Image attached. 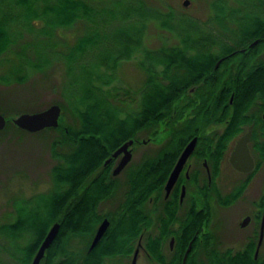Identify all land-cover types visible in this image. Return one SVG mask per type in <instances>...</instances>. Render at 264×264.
Returning a JSON list of instances; mask_svg holds the SVG:
<instances>
[{
    "label": "trees",
    "instance_id": "1",
    "mask_svg": "<svg viewBox=\"0 0 264 264\" xmlns=\"http://www.w3.org/2000/svg\"><path fill=\"white\" fill-rule=\"evenodd\" d=\"M8 1L16 12L0 15V57L16 51L18 61H11L7 75L0 74V83H22L31 68L39 69L42 64L33 55L41 50L38 43L17 47L22 30L50 35L56 28L83 24L86 32L77 38L65 55L68 74L72 76L68 89L76 90H70L65 96L66 103L57 102L65 113L69 112L72 123L64 122L65 113H61L58 127L32 133L49 134L48 151L54 160L50 169L52 187L48 192L24 201L26 205L19 204L13 221L0 223V237L4 235L9 241L8 248L0 242V252H8L10 257V262L0 257V264H31L54 222L59 223L60 230L46 248L40 264H110L118 259H128L138 242L152 262L181 264L191 239L192 247L185 264H264V256L254 258L255 238L242 249H222L217 236L208 229L213 215L212 201L220 206L232 204L242 195L248 181L226 194L214 181L208 186L205 175L195 172L188 180L184 179L186 199L196 200L201 205L200 210L190 209L178 216L175 209H171L155 215L149 203L151 196L155 201L162 197L163 186L179 152L193 136L198 137L196 157L208 159L213 180L219 175L228 140L227 136L215 131L207 132L222 120V96L217 93V78L212 77L211 68L218 56L232 48L226 46L213 50L204 46L201 51V42L209 41V38L204 33L188 31L181 38L182 47H161L154 51L142 49L144 56L151 61L139 63L145 79L136 109L130 111L129 104L134 99L131 90L115 85L107 87L113 81L119 61L129 58L140 45L139 38L135 40L138 35L135 23H128L129 27L122 25L124 20L137 16L119 13L117 6L121 1L105 4L100 0ZM219 1L214 3L219 25H226L221 20L231 16L235 20L232 25L245 30V36L255 34L254 29L247 30L251 22L264 28V19L255 18L250 10L242 14L238 7L226 8L231 11L226 15L222 1L227 0ZM140 13L138 15L143 17L144 13ZM37 20L45 21L43 29L34 27L33 22ZM118 23L124 27L121 33L117 29ZM104 45L107 50L103 52ZM87 55L91 60L85 62ZM253 81L251 86L260 83L258 78ZM199 82L208 89L200 96L201 104L196 107L194 117L183 116L181 112L177 116L178 110L174 114L176 102H180L182 106H178L184 111L187 109L188 97L183 94L188 87ZM21 111L15 109L13 115L0 107V113L6 117V126L0 131V137L27 133L12 122ZM111 122L114 127H110ZM143 123L148 129L147 136L165 145L157 150L148 164L142 161L130 167L124 181L122 201L115 209L101 213L100 204L113 196L119 186L118 179L110 173L113 162L105 165L104 161L123 142L139 139ZM208 138L211 142L207 143L205 139ZM147 165L149 172L146 171ZM255 205L264 207V188ZM105 217L109 220V227L89 250L97 225ZM174 222L180 224L177 230L170 228ZM172 235L175 237L174 249H168L169 253L165 254V243Z\"/></svg>",
    "mask_w": 264,
    "mask_h": 264
},
{
    "label": "rangeland",
    "instance_id": "2",
    "mask_svg": "<svg viewBox=\"0 0 264 264\" xmlns=\"http://www.w3.org/2000/svg\"><path fill=\"white\" fill-rule=\"evenodd\" d=\"M100 1L105 4L115 0ZM119 1H121L117 6L119 13L137 16L130 18V20H124L122 25L125 27L130 22L135 23V31H138L135 40L139 38L140 45L135 48L129 58L119 61L113 73V81L107 87L115 85L129 88L134 97L129 104L130 111H132L136 109L135 107L140 100L141 85L145 79L144 71L139 63L147 64L151 61L149 57L144 56L142 49L154 51L161 47H166V45L168 47L177 46V43L181 41L182 33L190 31L195 34L197 32L194 29L195 27H200L202 29L201 33L212 31L216 24L214 17L212 18L215 8L214 0ZM217 1L220 2L219 0ZM222 2H224L222 5L225 9L239 6L241 8L242 5L248 11L264 9V0H227ZM10 5H12L10 1L0 0V15L14 14L16 9ZM244 9L242 8V10ZM140 12L144 13L143 17L138 15ZM33 24L36 28L43 29L45 27V21L42 20L34 21ZM124 27H120L118 23L117 29L121 33ZM111 30V32L114 31V29ZM85 32L83 24L56 28L50 35L39 33L36 30H22V35L18 37L16 42L17 47L23 45L25 47V45L32 42L38 43L41 50L33 55L42 64L39 69L31 68L28 78L22 83H0V107L15 115L13 113L15 109L22 110L21 113L27 110H29L27 112H36L52 104H57V102L66 103L65 96L70 90L76 89H68V81L72 79V76L68 74V58L65 55L68 54V48ZM203 47L204 45L202 44L200 46L201 51ZM106 50L107 47L104 45L102 51ZM16 53V51H13L5 57H0V74L5 73L7 75L11 61H18ZM85 59V62L89 59L91 60V56L87 55ZM61 111V113H65L62 109ZM64 122L72 123L69 112L65 113ZM114 126L115 124L111 122L110 127ZM214 130L217 131V129L211 128L207 132ZM47 136L46 133L35 135L27 132L16 135L5 134L0 137V223L13 221L19 204L26 205L24 201L30 200L31 197L40 193L48 192L52 187L50 169L54 160L48 151L50 139ZM144 137L141 133L138 140L142 141ZM154 141L156 139L150 140V142ZM136 149L139 154L141 148L136 147ZM225 157L220 167L221 171L216 177V185L222 193L228 194L233 190L234 182L241 179V176L236 174L228 163V157ZM135 159H137V154L134 155L133 160ZM252 177L250 184L242 195L233 201L232 204L220 206L216 201L211 203L213 215L208 229L217 236V241L222 249L231 248L233 251L242 249L248 242V238L254 237L252 232L256 228L253 220L244 228L240 227V223L243 217L246 215L254 216L257 211L255 202L259 200L264 188L262 187L264 165ZM118 183L119 186L114 191V195L100 204L101 213L115 209L119 205L118 203L122 201L125 190L122 176H119ZM152 231L156 232L155 229ZM262 240L259 251L264 256V236ZM0 242L3 247H9V241L4 235H1ZM168 242L169 240L165 243V254L169 253L170 250ZM76 246L79 247L80 245L76 243ZM0 253L2 260L10 262L8 252L2 251ZM136 257L135 264H156L146 256L142 247H140ZM132 259L131 253L128 259H118L110 264H131Z\"/></svg>",
    "mask_w": 264,
    "mask_h": 264
},
{
    "label": "flooded vegetation",
    "instance_id": "3",
    "mask_svg": "<svg viewBox=\"0 0 264 264\" xmlns=\"http://www.w3.org/2000/svg\"><path fill=\"white\" fill-rule=\"evenodd\" d=\"M217 0H214V3ZM242 3V1H241ZM264 3V2H263ZM215 5V4H214ZM264 7V5H263ZM262 7V8H263ZM215 8V7H214ZM237 8V7H236ZM240 8V6L238 7ZM243 5L241 6L240 10L242 14L248 12V10L244 9ZM257 11V12H256ZM259 11V12H258ZM251 14L254 15L255 18L261 20L264 19V9L258 10H250ZM256 12V13H255ZM226 15H230L231 11L227 9L224 11ZM228 13V14H227ZM233 14V12H232ZM214 22L216 23L213 27L212 31L206 32V37L209 38V41H203L201 44H204L205 47L212 48L213 50H219L221 47L229 46L232 49L228 52H225L218 56L211 68L213 72L212 77L217 78V93L221 94V115L222 120L217 125H212L213 128L217 129L214 130L217 134L220 133L222 135L227 136V151L225 156L228 157V163L233 168L238 176H241V179L236 180L233 184V190L235 191L237 187L242 185V183L248 181L246 187L250 184L252 180L253 174L264 165V28L253 25L251 22L250 26H247V30L249 28L254 29L255 34L253 36H245V30L242 31L238 27L232 25L235 21L233 17L227 16L226 20H221L222 23L226 25H219L217 22V9H214ZM238 17V16H237ZM213 20V19H212ZM197 32L201 33L202 29L200 27H195ZM240 30V31H239ZM184 32L182 33L181 38L184 37ZM202 34V33H201ZM206 39V38H205ZM253 43V44H252ZM252 44V45H251ZM177 46H184V42L180 41L177 43ZM166 47H168L166 45ZM217 52V51H216ZM258 78V84L253 83V80ZM251 86L250 91L246 92L248 88ZM208 89V86H203L201 82L195 84L191 87L187 88V91L183 94L184 96L188 97L187 102V109L185 111L182 109V105L180 102L175 103L174 114L177 112L178 114H182L189 118L194 117V112L196 111V107L200 106L201 99L200 96L203 95V92ZM181 96L184 98V96ZM180 105V106H178ZM179 123V120L176 124ZM145 137L148 134V129L146 124L143 123V128L141 132ZM246 134L249 135L247 145L248 151L250 156L253 157V169L251 171H238L235 167L232 166L230 162V154L235 148L236 142ZM143 138L142 141L138 139H133V144L129 147L131 151V157L129 162L118 172V174L113 175V169L120 163L119 161L123 157L124 153L118 154L117 156H113L112 154L107 163L104 164L108 165L111 164L110 173L112 177H116L117 179L119 176H122L124 181L128 175V170L130 167H134V165L139 164L140 162L144 161L146 164L149 163V159L155 155L157 150L164 147V142H150V138ZM196 136H193L194 138ZM191 138V139H192ZM190 139V140H191ZM188 140L187 143L190 141ZM205 142H211L210 138L205 139ZM184 145V147L187 145ZM198 137L196 145L194 146V150L192 153L187 157V162L183 165L176 182L170 188V192L167 195L165 190V185L163 186V194L161 198H158L156 201L154 197L151 196L149 199V203L151 204V209L155 215L162 212H169L171 209H175L178 216L184 214L185 211L190 209H197L200 210L201 205L195 200L191 202L190 199L187 201V191H186V183L185 180L191 176V174L195 172H200L201 174L205 175L207 179L208 186L214 181L216 183V177L214 180L212 179V168H210V163L208 159L203 157L199 159L196 157V150H198ZM136 147L141 148V152L138 154V150ZM183 149L179 152L177 158L182 153ZM114 151V150H113ZM137 154V159H134V155ZM224 156V157H225ZM107 158V159H108ZM176 158V159H177ZM226 158V157H225ZM224 158V159H225ZM106 159V160H107ZM220 162L219 168L221 167L222 162ZM178 160V159H177ZM177 160L175 164L177 163ZM173 165V167L175 166ZM171 168V171L173 169ZM148 165L147 170L148 171ZM170 171V173H171ZM221 171V168H220ZM219 171V173H220ZM149 172V171H148ZM169 173V175H170ZM168 175V176H169ZM243 176V177H242ZM168 178V177H167ZM185 179V180H184ZM264 186V180H263ZM262 186V187H263ZM184 189V193L182 191ZM195 189V187H194ZM257 211L254 216H249V220H253L254 227L256 228L255 231L252 232L251 238H248V242L250 239L256 237L255 247H254V258L261 256L260 247H258V238L260 234V227L262 223V217L264 215V207H256ZM244 218V217H243ZM249 221V222H250ZM243 219L240 223V227L242 226ZM99 225V224H98ZM97 225V226H98ZM180 224L178 222H174L170 225L172 230H177ZM98 228V227H97ZM95 234V233H94ZM264 236V234H263ZM173 238L172 244L170 243L171 239ZM263 238V237H262ZM190 242V241H189ZM91 244V243H90ZM169 249L173 250L175 246V237L174 235L170 236L169 242ZM189 245V244H188ZM133 254V253H132Z\"/></svg>",
    "mask_w": 264,
    "mask_h": 264
},
{
    "label": "water",
    "instance_id": "4",
    "mask_svg": "<svg viewBox=\"0 0 264 264\" xmlns=\"http://www.w3.org/2000/svg\"><path fill=\"white\" fill-rule=\"evenodd\" d=\"M253 44V43H252ZM251 44V45H252ZM61 107L60 105L57 104H52L50 106H47V108L42 109V110H37L36 112H22L18 115H16L13 119L12 122L13 124L17 125L20 129L24 131H28L30 133H36L37 131L43 130V129H48V127H58L59 125V117L61 115ZM6 124V117L5 115L0 113V131L5 128ZM249 135L246 134L245 136L241 137L235 144L234 150L230 154V162L233 167H235L238 171H251L253 169V157L250 156L249 151H248V141ZM134 140H128L124 142L121 146L116 148L113 151L112 157L117 156L118 154L124 153L123 157L119 161L120 163L113 169V175L118 174L122 168L129 162L130 157H131V151L129 150V147L133 144ZM197 142V137L192 138L187 145L184 147L185 149L182 151V153L179 155L177 158V163L173 167L170 175L167 178V183L165 185V190L168 193L170 192V188L174 185L176 182V179L183 167V165L187 162V157L192 153L194 150V146L196 145ZM110 158L105 160V163L109 161ZM184 193V189H182ZM262 223L260 227V234L258 238V247L262 242V237L264 234V215L262 217ZM249 216H245L243 218L242 226L246 225L249 223ZM109 220L107 217L103 219L99 225L97 226L98 228L95 231V234L93 236V240L89 246V250H92L93 247L96 245V243L102 238L104 233L106 232V229L109 227ZM59 223L54 222L52 226L49 228L48 232L42 239V243L39 245L38 249L36 250L37 252L33 256L31 260V264H40V260L43 258L46 248H48L57 233L59 232ZM173 238L171 239L170 243L172 244ZM192 239L188 243V247L185 249L182 257L181 264H185L186 259L188 257V253L191 250L192 247ZM140 244V242L138 243ZM140 247L135 249L132 257V264H135L136 256L139 253Z\"/></svg>",
    "mask_w": 264,
    "mask_h": 264
}]
</instances>
